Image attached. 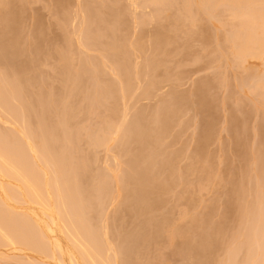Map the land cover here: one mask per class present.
Wrapping results in <instances>:
<instances>
[{"label": "rangeland", "instance_id": "rangeland-1", "mask_svg": "<svg viewBox=\"0 0 264 264\" xmlns=\"http://www.w3.org/2000/svg\"><path fill=\"white\" fill-rule=\"evenodd\" d=\"M159 1H156L158 3H155L154 0L151 1L150 0H108V1L106 0H13V2L15 3L14 4L11 0L10 3L7 4L8 9H10L11 11H13V9L16 10L15 11L16 13L14 11L13 12L15 13V15L17 14L18 18H16V21L14 20V22L16 23H13V21H8L9 24H7V21H5V25H7V27L4 36L8 34L9 37L11 35L10 33L13 34L14 32H17L19 29L18 36L19 35L20 36L16 43V46L19 48L17 49V51L16 50L14 51L16 52L14 53L16 55L14 54H12L13 56L11 55L12 59L10 58L11 56L10 57L7 56L14 63L10 62L9 64L8 61L9 59L7 57H6L7 59L5 58L4 61L2 62L0 61L1 63L0 71H6L7 68L8 69L10 68L8 66L11 64H14L16 67L18 65V68L16 70L19 71L21 75L20 78L21 82L23 81L21 84L25 88L28 87V90L26 88V91H24L25 89L24 88H23L24 90L21 89L22 86H20L21 87L20 89L22 90L20 91L22 93L27 92L26 94L23 93V95H25V99L29 102L28 107L32 105L30 108L31 109L33 108L35 110L34 111L33 109L32 110L30 109V111L33 112L32 114H34V117L32 114H31L32 116L30 117L26 116L28 118L25 117L26 119L25 118L24 119L28 121L27 123L25 122V124L30 126L32 125L34 126V128H36L35 125H38L37 124L38 122L40 125H43L44 127L46 126L45 128H48L47 126L50 125L51 127L49 126L48 129H50L52 133L57 130L59 131L61 129L59 132L61 133V135L63 134L62 135L63 136L62 139H63L65 136L64 133L67 135L68 133L66 132L67 131L69 132V130L67 129V131H65L64 133L62 132L68 127L63 129L65 123L62 124L60 122L59 116H61V114H59V112L61 111V108H65L67 109L66 111L69 110L71 111V112L69 111V117H70L69 120H70V124L71 122H73V124L71 125L68 124L70 125V127L73 125L75 126L77 125L76 127L79 128L78 125L82 124L81 128L82 127L83 129L88 128V130H90V132L92 133V134L90 132L88 133V130L84 131L83 129L79 128L80 130L87 132L88 134L87 133L85 134L83 132L85 134L84 135L81 131L82 134L80 133L78 134L80 136L82 135L83 136L82 137L79 136L78 140L75 138V140H77L76 143L75 141L74 142L69 141V143H67L68 142L67 139L69 138V136L67 138L65 136L67 142L64 141L65 138L64 140L60 141L59 136L61 135L56 134L57 136L59 135L58 138H56L57 137L56 135L55 137H53L54 135H52L53 138L52 139L49 137L51 136L50 132L49 133L47 132L49 134V136L47 135V138H49V140L51 139L52 141L54 140V138L56 140L59 139L58 141H60L61 144L64 141L62 146L58 141H56V143L59 144L61 148H64L62 151L65 155H67L66 151L67 152L69 151L68 153H70L71 151L76 149L78 145H80L79 146L80 148L78 147V149H80L79 151L81 153L80 155H78V153L76 152L78 150L73 151L74 153H76V155L74 154L70 157L71 161L73 160V157L75 158L76 156V159L81 158L80 159L81 163L80 164L79 162L78 164H75L76 162L73 163V166L74 164L76 166H74V171L71 175V178L68 181V187L61 186V189H63L61 198L63 199V201H65L61 210L58 211V214L61 217V222L62 223L64 222L63 224L61 223L60 225L62 229L57 234L54 231H51L52 233L53 232L54 233L52 234L51 232H49L51 234L49 235L53 237L56 236L57 239H59V241L65 248H68L69 246L71 247V245L73 247V244L69 243V239H65L67 238L65 237L66 232L65 234L63 233V231H65V229H63L64 228L63 226L65 225V223L66 224L69 223V222L67 223L68 220L66 221L64 217L66 218L65 214L70 215L71 211L73 210L72 208L75 209L78 204H80L81 207L84 204L85 209L84 208L82 209V211L84 210L83 212L81 211L79 205H78L79 207L75 209L78 212V209L80 208L79 210L82 212V214L76 212L78 215L77 218L79 219L78 222L80 226H82L83 228L89 227L88 232L86 230L88 236L82 233V235L84 234V239L85 240L89 239L88 242H91L92 241L91 237H93L92 239L95 240L94 241L95 244L93 246L97 248L95 250L96 251L98 250V254H100L99 252H101L100 254L101 256H103L102 255L103 252L104 255L106 253V256H108L107 255L108 253L109 256L111 254L110 256L111 260L114 261L115 264L117 263L122 264L124 262L123 258H127V256H130L129 259L131 260L132 257L135 255V253L133 256L131 255L133 254L134 249L135 251L136 250L139 251V253L141 252L140 254L138 253L139 255L138 254L135 255L138 256L136 259L135 256L133 257V259L137 261L135 262V264H141V263L142 264H155V263L156 264H192L195 262V260L196 262L194 264H249L253 261L251 260L252 257H254L253 259L256 258V253L253 249L256 248L257 244L255 245V243L261 242L258 243L261 246V247L259 246V248H264V236L258 237L259 234L258 236L257 234L253 235V233L258 230V229L253 230V228L257 226L261 227V225L264 223V214H262L261 208H260L261 213L259 212V207H258V203L260 200L259 198L264 197L263 196L264 195V97H263L264 88L262 87L263 86L262 83H261L262 86L260 85V87L257 84L264 81V77L262 78V81H260L261 77L264 75L263 73L264 66H262L264 63V62L262 63V61H264V59H262L264 58V54L260 55L258 53L259 54L258 55L256 53L255 55L256 56L258 55L256 57L255 55H253L255 51H252L254 52L252 54L253 57L251 56V54L249 55L248 53L249 49L252 50L256 43L254 44V46H252L253 45L252 43L251 44L252 47H249L248 49L246 47H243L245 44L243 43V39H242L241 40L242 45L239 46L238 39L240 37L242 38V35L245 34L243 33V31L246 32L248 30L247 26L250 18H248L249 13L247 14L245 13L247 17L246 16L241 17L243 15V13H241L240 14L241 16L239 15V17L237 18V19L245 18L242 23L241 22L239 23L241 27L240 28L241 36H239L240 34H238L239 31L237 30V26L239 28V25H237L238 23L236 24L234 22H239L240 20L237 21V19L234 18V16L235 17L238 16L235 14V13L238 14V12L235 10L236 12L233 13L234 9L232 8L234 7L232 5L235 4V2L232 3L233 1L230 2V0H228L230 3H232V5H229V2L228 3L225 2L226 0H223V2L221 0L222 3L219 0H214L213 3H210L212 0H209L210 2L209 1L208 2L211 4V6H209V3H207L206 8H202L205 1H203L204 3L197 2V4L194 1L195 4L199 7L191 8L189 6L191 2L190 4H188L186 1H185L186 3H184L183 2L184 0L181 2L180 0L179 1L172 0L171 2L169 0H164V2L163 0H161L160 1L161 3ZM256 1L257 2L261 1L260 3H263V7H264V1L262 0H255L254 2H252V5L253 3L256 4ZM104 2H106L107 4H105ZM176 2L178 3L183 2V4H187V8L185 9L186 10L188 9L193 13L188 11L187 14V11L185 12L184 9L183 12L182 7L186 5L181 6L180 4H178L177 6ZM246 3H249V1L244 2L243 4L245 5ZM195 4L193 6H195ZM91 5H94L93 9H91L92 8ZM179 5L181 6L180 7L181 9L179 8ZM249 5L247 4L245 6L246 8L245 7L242 8L241 6V8L244 9L242 12H244L245 9H247V6ZM254 5H253L254 8L253 17H256L257 22L259 21L258 23L255 21V23L258 26H255L256 25L255 23L253 24L255 27H257L255 28L256 31H254L257 40L256 38L254 39L255 42L257 41V43L259 42L260 44L261 41L259 40H261V37L264 36L263 35L264 33H262L263 36L259 37L260 35L259 32H261V30H263L264 28L263 27L260 30V27L264 25V21H261L262 18L260 19V11L262 8L259 9L258 11L257 9L260 4L257 5L258 7L256 5L255 7ZM11 6L13 7V9L11 8ZM237 6H240V4L239 5L237 4ZM237 6L235 7V9L240 10L241 8H238ZM124 7L126 10L124 9ZM207 7L210 8L208 9V11L210 12L206 10ZM260 7H262V4ZM110 8L111 11L113 9L112 12L110 11ZM127 8L129 9L127 10ZM200 8L205 10V12ZM90 9L93 11H91ZM249 9L247 10L249 11ZM17 10L18 12L21 13H18ZM255 10L258 11L259 15L258 14L257 15L259 16V18L257 17L256 15L257 11ZM263 10L261 11L262 16H264ZM118 12H120L121 14H119ZM140 12L142 14L144 13V16L141 15ZM201 13L202 14L205 13L203 14L204 16ZM111 14L112 15L115 14V16L112 17V22H114L112 24L110 22L112 16ZM184 14L185 17H183ZM208 14L210 17L208 16ZM116 15H118V17L114 20ZM121 15L122 17H124L123 20L125 22L121 20L122 19ZM119 16L121 18H119ZM128 16L131 18H128ZM125 17L127 18L125 19ZM189 17L192 19L190 20ZM201 17L202 19H204L205 23H203L204 21L202 22ZM208 17H209V21L208 20L206 21ZM253 17H251V20ZM234 19L235 21L233 22L232 20ZM117 22H119V24ZM175 22L176 23L178 22L180 24L177 23L178 24L177 26V24H174ZM189 22H191V24ZM3 23L4 22H0V25H2ZM231 23L234 24L232 25ZM243 23L245 25H241ZM10 24L12 26H10ZM15 25L17 26L19 25L18 26L19 28ZM13 26L15 27V29ZM115 28H117L118 30H116ZM161 28H163V30ZM242 28H246L247 30ZM250 29L253 30L254 28L253 29L250 28ZM119 30L122 32L121 34H119L120 33ZM158 30L159 33L157 32ZM154 32L155 33L157 32L156 34H159L161 36L164 35L162 41L160 40L162 42L161 46L159 43L160 41L153 42V39L156 36ZM247 33L250 32L247 31ZM117 34L119 36H117ZM233 34H235V36ZM84 35L86 36L83 37ZM100 35L101 38L100 37L99 38L102 40L98 38V36ZM246 35L247 34H245L244 36L245 37L244 40L248 38L250 42H252L253 40L251 41V39L254 35L253 36L250 35L251 36L250 38L249 36L246 37ZM80 36H82V38H80ZM225 36L226 37L228 36L233 41L237 38L236 43H238V46H236L237 44H234L236 47L234 46L235 48H232L233 43H235L236 40L234 42L231 40L233 42L232 44L228 43V41L230 40L227 41L223 40V37L225 38ZM119 37L121 40L120 42L118 40ZM138 38L139 41L143 43V45L138 41ZM140 38L142 41L140 40ZM166 38L169 39L167 41V43L169 42L168 44L166 43L167 40ZM116 41L117 43H115ZM164 41H165V46H164ZM108 42H110V45ZM226 42L228 45L225 44ZM138 43L141 44V46ZM263 43L264 40L262 44H260L261 46L257 44V47L258 48L259 46L264 47ZM117 44L119 45L118 46L119 50L117 49V53H114V51H111L110 48L113 45L117 47ZM237 47L239 48V50H243V48H246V50H248V52L245 51L246 55L248 53L250 57L246 56L245 54H244L245 57L240 55L238 56L234 55L237 53L232 52V50L235 51ZM257 47L255 46V48ZM120 49H122L124 52H121ZM262 49L263 48L261 49L259 48L257 49V51L260 52V50L262 51ZM239 50L238 53L240 52ZM242 52H240L241 55ZM262 52H264V49ZM118 54H120L121 56ZM116 56L119 57L118 58L119 60H117ZM113 58H115L116 60ZM67 59L70 60L67 61ZM85 61L87 63L89 62V64L92 67L90 65H87ZM118 61L119 63H122L123 61L125 64L122 63L119 66V63H117ZM67 62L70 63V65L68 66H70L71 68H67L68 66L65 65ZM95 62L100 64V66L97 67L98 65ZM126 62L128 68H126L127 67ZM95 64H96L95 66L96 72H93L95 71V69H93ZM123 64L126 67L123 66ZM259 64H261V66H259ZM117 65L121 69L124 67L125 71L122 69L123 71L121 70L122 72H120L119 71L120 69L118 68ZM86 66L87 67L90 66V67L87 68ZM254 66H257V69L259 67V71L257 70L256 72H253V70L251 69H254L255 71L256 68H252ZM30 67H35L36 69L32 68V71H30L31 70ZM130 67L132 68V70H130L131 69ZM99 68L102 69L100 70ZM21 69L23 73L21 72ZM64 69L73 70L72 71L73 76L72 77L70 76L71 79L68 75L67 80H65L66 77L64 78V76H66L67 70H65L66 73H64ZM23 70L29 71L28 72L29 75H26L28 73L24 72ZM260 71L261 73L258 77V72ZM78 72H81L82 74ZM24 73L26 74L24 75ZM253 73L257 74L255 75L256 77L253 76ZM79 74L82 76H80ZM84 78H86V80L88 79L92 80L91 82L93 84L92 83L90 84L89 80H88L89 82L87 81V83L83 84V82H86ZM74 79L76 81H74ZM77 80L80 83H77L78 82ZM80 80H82V82ZM23 83L24 84L27 83V86L24 85ZM84 85L89 90H87L84 87ZM107 86H109L108 87L109 92L108 90H105V87L107 89ZM98 90H100V92H98ZM102 90L104 91L102 92ZM114 90L115 93L113 95L112 92ZM92 91H94L95 93ZM104 92L106 93L102 94ZM51 93L54 95V98L56 97L55 98L56 100L53 98V95ZM84 93L85 94L88 93L89 95L92 93V95H90V98L87 99L88 98L87 96L89 95L86 94L87 95L86 96ZM27 94L29 96H26ZM97 94L98 96H96ZM95 96L97 97L96 100H95ZM62 97H65L63 98L64 101L61 99ZM58 100L59 101L62 100V102L64 103H61ZM87 101L88 102L92 101L94 103V106H96V108L94 107V109H92L93 103L90 102L89 104ZM32 102H34V105L33 104L30 105V103ZM46 103L48 104V106L47 105L44 106ZM39 104L42 105L41 108L38 109V107H40ZM60 104H64V105L67 104V105L63 107L64 105L62 106ZM173 104L176 105L178 104L177 105L178 107L180 106L179 108H177L178 111L176 109L177 106L175 107V105ZM50 105L52 106L49 107ZM67 106H69L70 108L69 107L66 108ZM48 108H51V110L53 111H51ZM114 108H117L118 110L117 111L118 113L116 112L115 115L113 114L115 113L113 111ZM40 109L41 112L43 110L42 113L44 114V116L42 114L39 115V113H41ZM172 109L174 111H172ZM36 110H39L38 113H36L37 112ZM167 111L168 112L172 111V112L167 114ZM1 113L2 112L0 110V117L1 119H3V113L2 114ZM172 113L174 114V117L171 116ZM57 114H59V116ZM45 115H47V117ZM71 115H73V118ZM122 115L123 116L125 115V117H123ZM103 117L106 118V120ZM138 117H140L141 122ZM29 118L30 119L32 118V120H30ZM142 119H146V120L142 121ZM34 120L38 122L36 123ZM124 120H125L124 124L128 123L127 125L125 126L123 125V127L122 125L121 126L119 125L120 128L116 126L117 123L121 124ZM130 120L133 123L136 121L134 123L135 126L139 125L138 128L136 127L139 130L137 129L135 130L136 133L138 131V134L140 131L139 138L135 137L137 134L133 136L134 133L132 134L130 133L131 129L130 130L128 129ZM32 121L35 122V124L31 123ZM8 122L9 121L4 123L2 122V127H4L5 130L6 127H9L10 125L12 126L19 125L18 123L13 125L12 124L13 122L11 121H10L11 124L10 123L8 124ZM28 122L31 124H29ZM77 122H79L80 124H77ZM98 122H100V124ZM137 122L139 124H136ZM60 123L62 124L63 127L61 126ZM103 123L106 124L105 127ZM133 123L131 124L134 126ZM54 124H56L57 126ZM113 124H115L114 126H116V128H119L118 129L119 131L118 130L115 131L116 128L114 129L113 127H111L113 126ZM91 125L95 128L94 129L93 127H91L94 130L90 128ZM12 126H10V128L7 129L8 130L11 129ZM43 126H41V129L43 128ZM2 127L0 126V129ZM38 127H37L38 130L37 129L36 130L37 132L38 131L40 132L41 129L39 130ZM108 127L110 128L108 129ZM105 128H106L105 133L112 132L113 130L112 133L113 137L111 133H109L110 136L108 137L105 135L108 142L107 140L102 139L104 140L103 143H105L106 146L102 143V140H100L101 136L104 135V132H102V130L105 131ZM4 129H1V131H3ZM11 130L14 131L15 129H11ZM80 130H78V132H80ZM141 130L143 131L141 132ZM159 131L163 132L162 135L161 133H159L161 136H159L158 134ZM14 132H15L14 134L18 135L16 131ZM125 135L127 138L125 137ZM92 137L95 138L92 140ZM109 137H111L112 139L115 137L116 139L114 138V140L112 141V139ZM132 139H135L137 141V144L135 140H133V142H135L133 143L131 141ZM142 139L143 141H141ZM70 142H72L73 145ZM110 142L112 143L110 144ZM68 144L70 145V147L71 146L72 147L70 148ZM109 145L111 146L109 147ZM102 146L105 148H103ZM200 146L202 147V149H200L201 148ZM136 148L138 151L135 150ZM152 148H154V150H152ZM68 149H70L71 151ZM131 150L132 151L134 150L135 153L130 152ZM162 150L165 153V155L162 154L163 153L161 152ZM167 152H169L168 153L169 156H173L175 154L177 156L175 155L174 159L171 162V164L174 166H168V168L165 169V166L162 167L163 165H159L158 162L161 159L165 158V156L169 157L166 154ZM131 153H133V155H131ZM134 154H136L135 157H133ZM143 154L145 155L141 157V155ZM195 154H196V158H195ZM198 155L200 156L198 157ZM148 156L149 157L154 156V157L150 159L148 158ZM136 157H139L140 160L144 161V163L148 162V164H146V167L145 165H143L144 168H142V165L141 166L138 165L140 166V170L142 168V171L138 169L139 167L137 165H135L136 167L133 165V168L132 166L130 167V164L133 163V162L130 163V161H132L133 159L134 160L139 159ZM144 159L150 160V163L149 161H145ZM143 161L142 164H144ZM34 165H38V166H34ZM43 166L44 164L42 163L41 166V162L40 164H36V163L33 164V167L35 168L36 167L43 168ZM76 167L77 170L75 169ZM78 167L81 168L78 169ZM112 168L116 172L115 178L112 177L111 175L110 170H112ZM163 168L165 169V171H163ZM81 169L83 170V172L81 171ZM150 169L153 170L151 171ZM106 170H109L110 172ZM136 171H138V173ZM139 171L142 173L144 172V174L146 173L147 176L145 177L146 179L143 178L144 181L143 179L141 180L140 178H139L140 180L135 179L136 176L140 174ZM168 171L170 174L168 173ZM205 171H207V174ZM154 172H155L154 174L155 176L162 175L160 177H163L164 175H166V173L170 175L169 181L171 180V182L168 183L170 189H168V191H165L164 194H161V198L160 197L158 198L154 194H153L154 196L151 194L152 197L154 198H152L150 194H149L150 196H147L148 194L145 196L144 192L142 190H141L142 192L140 191L141 183L148 184L149 183L148 176L152 177ZM99 173H101L102 175ZM26 175L28 176L27 173ZM49 175L51 176V173H49ZM202 176L204 177L202 178ZM6 178L2 180L4 181L6 180ZM111 178L112 180H110ZM8 179H12V178H7V181H5V183L7 182L9 185H11L12 183L13 187L15 185H18L19 183H22L21 181L20 182L17 181L18 184L13 183L12 181L14 180V178L12 179V181ZM102 179H104L103 180L104 182L102 181ZM114 179L115 181H113ZM138 180L140 182L137 183ZM74 183L77 184L78 189L82 190L81 193L77 196L79 199L75 197L77 198V201L75 198H73L74 201L72 199H69L71 196L67 195L68 192L65 193V191H68V189L70 190L71 188H75V187L77 188V186ZM104 183L106 185H104ZM136 183L138 184V186ZM8 184H6V186ZM83 184L85 185L83 186ZM113 184L116 186L112 187L114 186ZM20 185L22 186L23 184ZM110 185L111 188L108 187ZM116 187L117 188L120 187L121 189H123V190H119L120 193L117 196L120 197L121 199L120 200L118 198L119 201L116 200L117 198L116 195H114L115 196L114 197L115 201H114V199H111V196H106L107 193L104 194L105 189L109 188L110 190L111 189L115 190L117 189ZM91 188H93V190L95 191H92ZM86 189L88 192L85 191ZM179 193L180 195H178ZM176 195L179 199L176 198ZM103 197H105V200H103ZM97 198L99 200H97ZM107 198L110 202L107 200ZM17 199L14 200L10 199L11 200V201L9 200L10 202L7 201V206L11 207L13 205V207L15 208L17 207V211H18V209H20L19 206L25 205V207L21 206V210L24 209L23 212L20 210L19 211L22 213H24V211L29 212L27 209L28 204L22 203L19 205V203L23 201H21V198L18 200ZM152 199L153 200L155 199V201L158 202L156 203ZM6 200H8V198ZM15 200H17L16 202L19 201L18 204L15 203ZM12 201L15 204H12ZM70 201L73 204L74 203L77 204L79 201L80 202L77 205L76 204L73 205ZM105 201L106 203H108L107 206L106 203H104ZM112 201H114V203L117 201L114 204V206ZM86 202L89 205L86 206L85 205L87 204ZM1 205L3 207L2 210L4 211L5 209V211H7V214L5 213V211L3 213L6 215L10 214L11 211L9 212L8 210L9 208H7L5 204H1ZM236 205L238 206L235 207ZM31 206L33 208H31ZM143 207L145 208L143 209ZM29 209L35 210L37 209V205L29 204ZM66 210L68 211L66 212ZM14 211L15 210H13L12 213H14ZM17 211H15V213ZM19 211L18 213H20ZM112 217L114 218V220L112 219ZM145 218L146 221H144ZM150 218H152L153 221H151L152 219ZM194 219L195 220L197 219L194 222H199V224L195 223L196 226L198 227H196L195 224H192L193 222H191V220ZM81 220H83L82 223H80ZM84 221L86 222V224ZM166 221L167 223H165ZM141 222L145 224H147L146 222L148 223L152 222V223H149L150 224L149 228L146 229L142 227L144 226V224H141ZM83 223L84 225H82ZM93 224H95V226ZM151 224H153L154 226ZM139 225L142 226L140 227ZM172 225L174 227H172ZM96 226H98V228ZM146 226L147 225H145V227ZM20 227L18 226L17 229L18 230L21 229ZM93 227L96 230L93 229ZM100 227L101 229H99ZM139 227L142 229H140ZM158 227H160L162 232L164 231V233H161V236L164 238L163 240L161 239L162 242L160 241V238H162L161 236L160 238H157L158 233L160 231ZM28 228L30 227L24 228L25 230L24 229L23 230L26 231V229ZM83 228H82V232L84 231ZM175 228L177 229L179 228L180 230L179 229L177 230ZM199 228H202V231H199L200 230ZM32 229L33 228L27 230L26 232L27 237L24 234L25 232L24 233L21 232L23 230H19L21 233L19 232L18 234L21 236L24 234L25 238L22 236L24 239H22V237L20 238L19 236H17L19 239H22L24 242L27 241V243H29L26 244H27V248L31 247L30 248L31 251H28L29 248L26 249L23 246L21 247V245L25 246V244L22 242H18L19 239H17L16 236L14 237L15 239L14 243L17 240L15 244L8 243L6 246L4 242L0 241L1 244L0 246L2 247V248L0 247V257H3V259H0V264H5L7 263V261L9 264H61V262L59 261L57 262L54 261L55 259L52 257L51 258L54 260H52L51 258L49 259L50 255H52L51 251L49 250L46 251L45 253L43 251L44 254L42 256L39 255L40 253L35 252L36 249L39 250V248L35 249L36 244L30 242L31 238L32 239L37 238L35 234L33 237L30 235ZM143 229L144 230L146 229V232L147 230H149L148 231L149 235L154 233L155 230L156 232L153 234L154 235L153 237L151 236L152 238L150 237V240L148 239L149 240L148 244H146L145 242L144 243L140 242V244L143 243L142 244L143 246L140 247L139 245L136 244V240L139 244V239H137L136 237L139 238L141 233L137 232L136 230L140 231ZM262 229L264 231V228ZM262 229L260 228V230ZM30 230L31 232L28 234V231ZM174 230L180 231L183 234L185 233V236H187V241L189 239L188 236H190V242H194V244L196 242L199 243V245H197L199 248L195 246L190 250L188 249L189 253H187L188 250L185 251V249L179 243V240L177 241L175 238H170L171 233L172 232L174 233ZM107 231L109 232L107 233ZM135 233H137L138 235L136 234L135 237H133V234ZM201 234L202 237L200 236L199 239V235ZM85 235L87 238H85ZM250 235H253L254 237L256 235L259 241H255V239L257 240L256 237L255 239L250 238ZM262 235H264V232L262 233ZM97 236L98 238H96ZM100 240L103 243H101ZM97 241H100L101 244H99V242ZM111 241H113V243H111ZM165 243L167 244V246ZM3 244L6 246L4 247L5 249H3L2 246ZM96 244L98 245L96 246ZM101 246H103L104 248L103 247L101 248ZM99 248L103 252L100 251ZM142 249L143 250L146 249V251H143ZM23 250H25V252ZM255 250L257 254L260 253L258 252L257 249ZM76 251L77 250H74V252ZM126 251H128V253H126L127 255L125 254ZM130 251L132 253H130ZM263 251L261 252V257L264 254ZM251 252L252 254L255 253L254 254L255 256L250 255ZM76 253L75 255L76 256L78 255L77 256L78 258L79 254ZM79 253L81 254L83 252L79 251ZM112 255H114V257H112ZM188 255L190 256V258L188 257ZM249 255L251 256V259L249 258ZM82 256L80 257L81 259L80 263L82 262L83 264H85V258L84 256L83 257ZM258 256L259 258L257 257L258 260L256 262H258L259 259L261 260L260 255ZM115 259L118 260L116 261ZM129 261H126L125 263ZM144 261L146 263H144ZM131 262L134 261H130V264ZM252 264L254 263L252 262Z\"/></svg>", "mask_w": 264, "mask_h": 264}, {"label": "bare ground", "instance_id": "bare-ground-1", "mask_svg": "<svg viewBox=\"0 0 264 264\" xmlns=\"http://www.w3.org/2000/svg\"><path fill=\"white\" fill-rule=\"evenodd\" d=\"M10 1L11 0H0V22H4L2 25H0V61L2 62V61H4L5 60V58L7 57V56H11L12 54H14V53H16V52H14L15 50L17 51V49L19 48V47H17L16 46V43H17V40H18V38H19V36H18V32H19V29H18V31L17 32H14L13 34L12 33H10L11 35L8 37V34L6 35V36H4L5 35V30H6V27H7V25H5V21H7V24H9L8 23V21H13V23H16V22H14V20L16 21V18H18L17 17V14L15 15V11L16 10H14L13 9V5L11 6V8L13 9V11L15 12H13V11H11L10 9H8V3H10ZM106 1H108V0H106ZM151 1V0H150ZM156 1H159V0H156ZM155 0H154V2L155 3H158V2H156ZM161 1V0H160ZM159 1V2H160ZM170 2L172 1V0H169ZM179 1V0H178ZM181 1H183V0H180V2ZM188 3V4H190V2H191V4L189 5L191 8H193V7H199V6H197L196 4H197V2H203V1H205V5L203 4V7L202 8H206V4L207 3H209L210 1L209 0H184L183 2L184 3H186V2ZM196 2V4H195V2ZM207 1V2H206ZM209 1V2H208ZM220 2H221V0H219ZM231 1H233L232 3H234L235 2V4H233L232 5V3H230ZM247 1H249V3H246L245 5L243 4L244 2H247ZM255 0H230V2L228 1V0H226L225 2H229V5H232V6H234V7H232L234 10H233V13L234 12H238V14L237 13H235L236 15H238L237 17H235L234 16V18H238L239 17V15L241 14V13H243V15L241 16V17H245L246 16V14L247 13H249L248 15V18H250L249 19V22H248V26H250V27H248L247 26V28H248V30L246 29V28H242V29H246L247 31H249L250 33H251V31H252V33L250 34V33H247V31L246 32H244L243 31V33H245V34H247L246 35V37L247 36H249V38L251 37L250 35H254L255 36V34H254V31H256V29L255 28H257V27H255V26H258L256 23H255V21H256V17H253V12H254V8H253V5L255 4V3H253V5H252V2H254ZM262 1H264V0H262ZM12 2H13V0H12ZM102 2V1H101ZM148 2V1H147ZM163 2H164V0H163ZM175 2V1H174ZM178 3V2H176L177 3V6H178V4H180L181 6L182 5H186V6H183L182 7V11H183V9H184V11L186 12L187 11V14H188V11L189 12H192V11H190V10H186L185 8H187V4H183V2L182 3ZM193 2H194V4H195V6H193L194 4H193ZM214 2V0H212L210 3H213ZM222 2H223V0H222ZM221 2V3H222ZM261 1H256V6L258 5V4H260L259 5V7L261 6V4H262V7H258V11H259V9H261V11L264 9V7H263V3H260ZM14 3V2H13ZM105 4H107L106 2H104ZM103 3V4H104ZM112 3V2H111ZM155 3H154V5H155ZM161 3V2H160ZM159 3V4H160ZM209 3V6H211V4ZM15 4V3H14ZM92 4V3H91ZM102 4V3H101ZM110 4V3H109ZM117 4H119V3H117ZM143 4H145V3H143ZM152 4V3H151ZM237 4L239 5L240 4V6H237ZM249 5V6H247V9H249V7H250V9H249V11L247 10V9H245V11L244 12H242L244 9H242L243 7H245L246 5ZM10 5V4H9ZM153 5V4H152ZM179 5V8L181 7ZM198 5H199V3H198ZM254 5V6H255ZM92 6V8L91 9H93V6L94 5H91ZM90 6V7H91ZM129 6V5H128ZM202 6V5H201ZM205 6V7H204ZM214 6V5H213ZM238 7V8H241V6H242V10L240 9V10H237V9H235V7ZM255 6V7H256ZM10 7V6H9ZM100 7V6H99ZM110 7V6H109ZM123 7V6H122ZM125 7H127V6H125ZM125 7H124V9H125ZM143 7V6H142ZM230 7V6H229ZM252 7V8H251ZM113 8V7H112ZM130 8V7H129ZM129 8H127V10L129 9ZM153 8V7H152ZM178 8V9H179ZM190 8V9H191ZM202 8H200V9H202ZM231 8V7H230ZM246 8V7H245ZM17 9V8H16ZM19 9V8H18ZM90 9V10H91ZM131 9V8H130ZM143 9V8H142ZM160 9V8H159ZM164 9V8H163ZM167 9V8H166ZM181 9V8H180ZM208 9H210L209 7H207V11H208ZM121 10H123V9H121ZM126 10V9H125ZM150 10V9H149ZM155 10V9H154ZM168 10V9H167ZM199 10V9H198ZM203 10V9H202ZM213 10H214V8H213ZM236 10V11H235ZM247 10V11H246ZM257 10H255V11H257ZM20 11V10H19ZM91 11H93V10H91ZM110 11H111V8H110ZM112 11H113V9H112ZM111 11V12H112ZM115 11V10H114ZM144 11H145V9H144ZM152 11V10H151ZM150 11V12H151ZM183 11V12H184ZM194 11V10H193ZM201 11V10H200ZM204 12H205V10H203ZM202 11V12H203ZM206 11V12H207ZM239 11H240V13H239ZM258 11L256 12V15L258 14L259 15V13H258ZM260 11V19H261V21H264V16H262L261 14H262V12ZM17 12H18V10H17ZM121 12V11H120ZM120 12H118L119 14H121ZM161 12V11H160ZM208 12H210V11H208ZM215 12V11H214ZM263 12H264V10H263ZM18 13H21V12H18ZM92 13V12H91ZM90 13V14H91ZM117 13V14H118ZM130 13V12H129ZM141 13V12H140ZM163 13V12H162ZM193 13V12H192ZM220 13V12H219ZM246 13V14H245ZM252 14V16H251V14ZM84 14V13H83ZM116 14V13H115ZM115 14H111L112 16H111V24L112 23H114V22H112V17L113 16H115ZM118 14V15H119ZM136 14V13H135ZM195 14V13H194ZM202 14V13H201ZM203 14H205V13H203ZM202 14V15H203ZM210 14V13H209ZM209 14H208V16H209ZM245 14V15H244ZM16 17H15V16ZM20 15V14H19ZM118 15H116V17L114 18V20L118 17ZM126 15V14H125ZM141 15H143L144 16V13L142 14L141 13ZM234 15V14H233ZM232 15V16H233ZM257 15V17L259 18V16ZM123 16H124V14H123ZM127 16V15H126ZM133 16V15H132ZM142 16V17H143ZM154 16V15H153ZM193 16V15H192ZM204 16V15H203ZM215 16V15H214ZM217 16V15H216ZM218 16H219V14H218ZM222 16V15H221ZM253 17V18H255V19H253L252 18V20H251V17ZM92 17V16H91ZM121 17H122V15H121ZM120 16H119V18H121ZM147 17H149V16H147ZM183 17H185V14H184V16ZM195 17V16H194ZM210 17V16H209ZM209 17H208V19H206V21L208 20L209 21ZM223 17V16H222ZM222 17H220V18H222ZM247 17V16H246ZM127 17H125V19H126ZM128 18H131V17H129L128 16ZM175 18V17H174ZM176 18H178V17H176ZM188 18V17H187ZM190 18V17H189ZM212 18V17H211ZM257 18V19H258ZM124 19V17H122V19L121 20H123ZM145 19H146V17H145ZM150 19V18H149ZM152 19V18H151ZM180 19V18H179ZM184 19V18H183ZM192 18H190V20H191ZM245 19V18H244ZM244 19H237V21H239V22H234L235 21V19L234 20H232L234 23H238L237 25H239V28H238V26H237V30L239 31H237L238 32V34H240V22L242 23L243 22V20ZM18 20V19H17ZM94 20H96V19H94ZM189 20V21H190ZM194 20V19H193ZM199 20H200V18H199ZM201 20H202V22L204 21V19H202V17H201ZM211 20V19H210ZM217 20V19H216ZM215 20V21H216ZM242 20V21H241ZM253 20H254V22H253ZM109 21V20H108ZM124 21V20H123ZM183 21V20H182ZM188 21V20H187ZM195 21V20H194ZM218 21H220V20H218ZM221 21H222V19H221ZM253 23H252V22ZM110 22H108V23H110ZM120 22V21H119ZM119 22H117L118 24H119ZM125 22V21H124ZM127 22V21H126ZM147 22H149V21H147ZM197 22H200V21H197ZM201 22V23H202ZM257 22V21H256ZM259 22V21H258ZM257 22V23H258ZM19 23V22H18ZM17 23V24H18ZM108 23H106V24H108ZM116 23V24H117ZM121 23V22H120ZM128 23V22H127ZM178 23V22H177ZM176 22L174 23V24H177ZM183 23V22H182ZM185 23V22H184ZM190 24H191V22H189ZM195 23V22H194ZM194 23H192V24H194ZM203 23H205V21L203 22ZM233 23V24H234ZM245 23V22H244ZM241 24V25H245V24ZM256 24L255 26L253 25V24ZM263 23V22H262ZM139 24V23H138ZM178 24H180V23H178ZM178 24H177V26H178ZM217 24V23H216ZM232 24V23H231ZM232 24V25H233ZM260 24V23H259ZM247 25V24H246ZM251 25H252V27H251ZM10 26H12L11 24H10ZM9 26V27H10ZM15 26H17V25H15ZM19 26V25H18ZM17 26V27H18ZM117 26V25H116ZM119 26V25H118ZM176 26V25H175ZM236 26V25H235ZM254 26V27H253ZM262 26V25H261ZM14 27V26H13ZM12 27V28H13ZM21 27V26H20ZM242 27H244V26H242ZM264 27V25L262 26V27H260V30H261V28H263ZM11 28V29H12ZM19 28V27H18ZM128 28V27H127ZM236 28V27H235ZM250 28H254L253 30H251ZM10 29V28H9ZM14 29H15V27H14ZM116 30H118L117 28H115ZM121 29V28H120ZM142 29V28H141ZM162 30H163V28H161ZM251 31H250V30ZM17 30V29H16ZM143 30V29H142ZM13 31V30H12ZM120 31V30H119ZM119 31H118V33H119ZM123 31V30H122ZM207 31V30H206ZM236 31V30H235ZM262 31H264V28H263V30H261V32H259L260 33V35H259V37H261V36H263L262 35V33H264V32H262ZM117 32V31H116ZM138 32V31H137ZM158 33H159V30L157 31ZM156 32V33H157ZM236 32V33H237ZM114 33V32H113ZM122 32L120 31V33L119 34H121ZM126 33V32H125ZM124 33V34H125ZM155 32H154V34H156ZM235 33V34H236ZM84 34V33H83ZM235 34H233L234 36H235ZM245 34H243L242 35V38L239 40L238 39V43H239V46L240 45H242V42H241V40L243 39V43L246 45H244L243 47H246V48H248L249 49V47H252V46H254V44H255V46L257 47V44H259V42L257 43V41L255 42V39L254 38H256V36L254 37H252V39H251V41L252 42H250V40L248 39H246V40H244L245 39ZM79 35V34H78ZM115 35V34H114ZM228 35V34H227ZM232 35V34H231ZM86 35H84L83 37H85ZM117 36H119L118 34H117ZM164 36V35H163ZM163 36H161V35H159V34H156V36L154 37V39H153V42H158V41H162V39H163ZM239 36H241V34L239 35ZM101 38V35L100 36H98V38ZM228 37V36H227ZM226 36H225V38L223 37V40L225 41H227V40H232V39H230L229 37L227 38ZM231 37V36H230ZM80 38H82V36H80ZM99 38V39H100ZM102 38H103V36H102ZM168 38V37H167ZM166 38V39H167ZM227 38V39H226ZM165 39V40H166ZM260 39V38H259ZM100 40H102V39H100ZM104 40V39H103ZM117 40V39H116ZM119 42L121 41L120 40V37H119ZM140 40H141V38H140ZM169 39H167L166 40V43H167V41H168ZM236 40V41H235ZM234 41H235V43H233L232 41L230 42V41H228V43H233V47L232 48H235L236 46H238V43H236L237 42V38L235 39ZM256 40H257V38H256ZM263 40H264V36L263 37H261V40H259V41H261V43L260 44H262V42H263ZM98 41V40H97ZM112 41H113V39H112ZM138 41H139V38H138ZM142 41V40H141ZM159 42L160 43V46H161V43L162 42ZM245 41V42H244ZM100 42V41H99ZM102 42V41H101ZM104 42V41H103ZM111 42V41H110ZM110 42H108L109 43V45H110ZM140 42V41H139ZM241 42V43H240ZM249 42H250V44H249ZM112 43V42H111ZM115 43H117V41L115 42ZM141 43V42H140ZM169 43V42H168ZM167 43V44H168ZM253 43V45L251 46V44ZM98 44V43H97ZM119 44V43H118ZM117 44V47H115L114 45L113 46H111V51H114V53H117V49H118V46L120 45H118ZM139 44V43H138ZM142 45H143V43H141ZM141 44H139L140 46H141ZM155 44V43H154ZM166 44V45H167ZM225 44H227V42L225 43ZM224 44V45H225ZM234 44H237L236 46L234 45ZM249 44V45H248ZM259 44V45H260ZM18 45V44H17ZM68 45V44H67ZM108 45V46H109ZM122 45H123V42H122ZM157 45H159V44H157ZM163 45V44H162ZM228 45V44H227ZM263 45H264V43H263ZM72 46V45H71ZM164 46H165V41H164ZM232 46V45H231ZM235 46V47H234ZM255 46L253 47V49L255 48ZM261 46V45H260ZM259 46V48L261 49V48H263L264 49V47L262 46V47H260ZM68 47V46H67ZM72 48V47H71ZM121 48V47H120ZM123 48V47H122ZM125 48V47H124ZM140 48V47H139ZM158 48V47H157ZM246 48H243V50H239V48L237 47L236 49H235V51L234 50H232V52H234V53H237V54H234V55H236V56H238V55H240V56H244V54L246 55V52L245 51H247L248 52V50H246ZM258 47L257 48H255L254 50L252 49V50H250L249 49V55L251 54V56H252V54L254 53V52H252V51H255V53L253 54V55H255L256 53L258 54H260V55H263L264 54V52H262L263 51V49H262V51L260 50V52H258L257 51V49H259ZM240 49H241V47H240ZM119 50V49H118ZM238 50L240 51V52H242V51H244V52H242V55H241V53L239 52L238 53ZM70 51V50H69ZM120 51L121 52H124L122 49H120ZM156 51V50H155ZM257 51V52H256ZM67 52H68V50H67ZM119 52V51H118ZM154 52V51H153ZM262 52V53H261ZM109 53V52H108ZM113 53V54H114ZM120 53V52H119ZM248 53H247V55L246 56H249L248 55ZM233 54V53H232ZM258 54V55H259ZM14 55H16V54H14ZM70 55V54H69ZM117 55V54H116ZM118 55H120V54H118ZM257 55V56H258ZM13 56V55H12ZM12 56L10 57L11 59H12ZM121 56V55H120ZM256 56V55H255ZM254 56V57H255ZM256 56V57H257ZM9 57H7L8 59H9ZM113 57H115V56H113ZM117 57V56H116ZM245 57V56H244ZM250 57V56H249ZM253 57V56H252ZM6 58V59H7ZM14 58V57H13ZM119 57H117V60H119L118 59ZM261 58V57H260ZM260 58H259V60H260ZM11 59H9L8 61H9V64H10V62H12V63H14L13 61H11ZM65 59H66V57H65ZM84 59V58H83ZM113 59H115V58H113ZM146 59V58H145ZM251 59V58H250ZM254 59V58H253ZM262 59H264V58H262ZM68 60H70V59H67V61ZM86 60V59H85ZM105 60V59H104ZM116 60V59H115ZM147 61V60H146ZM86 62V61H85ZM101 62V61H100ZM99 62V63H100ZM150 62V61H149ZM148 62V63H149ZM264 61H262V63H263ZM68 63V62H67ZM65 64V65H70V63H68V64ZM83 63H84V60H83ZM83 63H82V65H83ZM87 63V62H86ZM96 63V62H95ZM117 63H119V61L117 62ZM122 63H124L123 61H122ZM122 63H119V66H120V64H122ZM145 63V62H144ZM1 64V63H0ZM37 64V63H36ZM91 64H93V63H91ZM98 66L97 67H99L100 66V64H98V63H96ZM96 64L94 65V68L93 69H95V66H96ZM103 64H104V62H103ZM125 64V63H124ZM123 64V66H125ZM156 64V63H155ZM2 65H4V64H2ZM17 65V64H16ZM87 65H90L89 64V62L87 63ZM137 65V64H136ZM149 65V64H148ZM148 65H146V66H148ZM34 66V65H33ZM37 66V65H36ZM81 66V65H80ZM91 66V65H90ZM89 66V67H90ZM103 66V65H102ZM118 66V65H117ZM118 66V68L120 69L119 71L120 72H122L123 70H124V67L121 69L120 67ZM127 66V67H126ZM126 68H128V65H127V62H126ZM135 66V65H134ZM258 66V65H257ZM257 66H254V67H252V68H256L255 69V71H254V69H251V70H253V72H256L257 70L259 71V67H258V69H257ZM259 66H261V64H259ZM262 66H264V63H263V65ZM8 67H10L9 69L7 68V70L6 71H0V110H1V112L3 113V119H1V117H0V126L2 127V122L4 123V122H7V121H9L8 122V124L10 123V121L11 122H13L12 124L13 125H15V124H19L20 125V127H19V125H15V126H12V125H10V126H12L11 127V129H15L14 131H16L17 132V134L18 135H16V134H14L15 132L13 131V130H11V129H7V128H10V126L9 125H7V126H9V127H6V130L4 129V127H2L1 129H4L3 131H1V129H0V205L1 204H5L6 206H7V201H9L10 199L11 200H14V199H20L21 198V201H23V202H21V203H19V205L20 204H24V203H26V204H28V211L29 212H25L24 211V213H22L23 212V207H25V205L23 206V205H21V206H23L22 207V209L23 210H21V206H19L20 207V209H18V211L20 210V211H22V212H20V213H18V211H17V207L15 208V207H13V205L11 206V203H10V206L12 207H9V206H7V208H9L8 210H9V212H10V214H8V215H6L7 214V211H5V209H4V211H5V213L6 214H4L3 212V210H2V205H1V209H0V241L1 242H4L5 244H6V246H7V244L9 243V244H13L14 243V237L16 236H19L20 238L23 236L24 237V234H25V236L27 237V230L28 229H30V228H33L32 229V232H31V230L30 231H28V234L31 232V236L33 237L34 236V234L36 235V237L37 238H31L30 239V242H32V243H35L36 245V247H35V249L36 248H39V250H37L36 249V253H40L39 255H43L46 251H51V254L52 255H50V257H49V259L52 257V258H54V259H52V260H54V261H59V262H61V264H81L80 263V261H81V259H80V257L83 255L84 256V258H85V264H115V262L114 261H112L111 260V254H110V256H109V253L107 254L108 256H106V253H105V255H104V252L102 251V250H100V248H99V250L100 251H102L103 252V256H101L100 254H101V252H99L100 254H98V250L96 251L95 249H97L95 246H93L95 243H94V241L95 240H93L92 238L93 237H91V240L93 241H91V242H88L89 241V239L88 240H85L84 239V234H86L87 235V232H88V230H89V227L88 228H83L82 226H80V224H79V222H78V215H77V213H81L82 214V212L84 211H82V209L84 208V204L82 205V207L80 206V204H78L79 206H80V208H81V211L78 209V212H77V210H75L77 207H79L76 203H74V204H76L77 205V207L74 209V208H72L73 210L71 211V214L70 215H66L65 214V216H66V218L64 217V219H66V221H67V223L68 224H66L65 223V225L63 226L64 228L63 229H65V231H63V233L65 234V232H66V236L65 237H67V238H65V239H69V243H72L73 244V247H72V245H71V247L69 246L68 248H65L62 244H61V242L59 241V239H57V237L55 236V237H53V236H50L51 234L49 233V232H51V231H54L56 234L57 233H59L60 231H61V217H60V215L58 214V211H60L61 210V208H62V206L64 205V202L65 201H63V199L61 198L62 197V193H63V189H61V186H67L68 187V181H69V179L71 178V175H72V173H73V171H74V166H76L75 164H78V162H79V164L81 163L80 162V159L81 158H77L76 159V156H75V158L73 157V160L71 161V156L72 155H76V153H74L73 151L74 150H80V149H78V147L80 146V145H78L77 146V148L76 149H74L73 151H71L70 149H68V150H70L71 152V154L70 153H68L67 151H66V154L67 155H65L64 153H63V149L64 148H61V146H62V144H63V142L64 141H66V138L69 136V138L67 139L68 140V142L67 143H69V141H75V143L77 142V140H78V138H79V134L78 133H80V134H82L85 130H88V128H84L83 129V127L81 128V125H78V127L80 128V129H83L84 131H82V130H80L79 128H77L75 125H73V126H71L70 127V125L71 124H73V122H71V124H70V117H69V111H66L67 109H65V108H61V111H62V109H63V111L61 112L60 110V112H59V114H61V116H59V114H57L58 116H59V120H60V122L62 123V124H64L65 126H64V128L63 129H65L66 127H68V128H66L64 131H62L63 133L65 132V131H67V129L69 130V132L67 131L66 133H68L67 135L64 133V135L66 136V138H65V136H64V138H65V140H64V138L62 139V135H61V133L58 131V133H57V131H55V132H51V130L50 129H48L49 128V126L50 125H48L47 127L48 128H45L43 125H40L39 124V122L37 123L35 120V122L38 124V125H35L36 126V128H34V126H30V125H26L25 124V122L27 123V121L25 120L26 118H28V117H26V116H32L33 115V117H34V114H32L33 112H31L30 111V107L32 106L31 104H33L34 105V102H32V103H30V107H28V104H29V102L25 99V95H23V93L24 94H26L25 92H21L22 90L21 89H23L24 91H26V88H27V90H28V87H23L22 86V82H21V75H20V73H19V71H17L16 69L18 68V65H17V67L14 65V64H11V65H9ZM87 67V66H86ZM85 67V68H86ZM89 67H87V68H89ZM92 67V66H91ZM151 67H152V65H151ZM31 68V70L30 71H32V68H35V67H30ZM64 68H65V66H64ZM67 68H71L70 66H68ZM117 68V69H118ZM125 68V69H126ZM131 68V67H130ZM36 69V68H35ZM100 70L102 69V68H99ZM142 69V68H141ZM140 69V70H141ZM150 69V68H149ZM264 69V68H263ZM263 69H262V71H263ZM34 70V69H33ZM65 70H67V73H66V71ZM98 70V69H97ZM122 70V71H121ZM130 70H132V68L130 69ZM137 70V69H136ZM135 70V71H136ZM24 71V70H23ZM35 71V70H34ZM72 71L73 70H69V69H64V73H66V76H64V78H65V80H67V76L69 75V77L71 76H73V73H72ZM93 71V70H92ZM99 71V70H98ZM97 71V72H98ZM125 71V70H124ZM143 71V70H142ZM149 71V70H148ZM21 72H22V69H21ZM24 72H26V73H28L29 71H24ZM75 72V71H74ZM93 72H96V69H95V71H93ZM144 72V71H143ZM250 72V71H249ZM23 73V72H22ZM26 73H24V75L26 74ZM78 73H80V74H82L81 72H78ZM77 73V74H78ZM125 73V72H124ZM126 73H127V71H126ZM134 73H136V72H134ZM134 73H132V74H134ZM138 73V72H137ZM149 73V72H148ZM260 73H261V71L260 72H258V77H259V75H260ZM263 73H264V71H263ZM79 74V75H80ZM150 74V73H149ZM26 75H29V73L28 74H26ZM75 75V74H74ZM127 75V74H126ZM136 75V74H135ZM255 75H257V74H255V73H253V76H255ZM80 76H82V75H80ZM150 76V75H149ZM71 77H70V79H71ZM77 77H79V76H77ZM252 77V76H251ZM256 77V76H255ZM258 77H257V79H258ZM264 77V75L261 77V79H260V81H262V78ZM29 78H31V77H29ZM74 78V77H73ZM80 79H83V78H80ZM85 80H86V78H84ZM253 79H255V78H253ZM34 80V79H33ZM85 80H83V81H85ZM89 80V79H88ZM88 80H86V82H83V84H85V83H87V81ZM35 81V80H34ZM74 81H76L75 79H74ZM78 81V80H77ZM81 82H82V80H80ZM90 81V82H89ZM88 82L91 84L92 82V80H89ZM256 81H258V80H256ZM259 81V82H260ZM253 82V81H252ZM252 82H250V83H252ZM74 83H76V82H74ZM77 83H80L79 81L77 82ZM95 83V82H94ZM261 83H262V85H261ZM264 81L263 82H260V83H257L258 85H259V87H260V85L264 88ZM21 84V85H20ZM24 84V83H23ZM93 84V83H92ZM255 84V83H254ZM24 85H26L27 86V83H25ZM88 85V84H87ZM108 85H110V84H108ZM257 85V86H258ZM20 86H22V88L20 87ZM29 86V85H28ZM113 86V85H112ZM84 87H85V85H84ZM108 87L109 86H107V89H106V87H105V90H108ZM21 88V89H20ZM86 88V87H85ZM84 88V89H85ZM101 88V87H100ZM258 88V87H257ZM87 89V88H86ZM104 89V88H103ZM21 90V91H20ZM87 90H89V89H87ZM97 90V89H96ZM101 90V89H100ZM100 90H98V92H100ZM112 90V89H111ZM116 90V89H115ZM115 90L112 92L113 93V95H114V93H115ZM259 90V89H258ZM264 90V89H263ZM104 90H102V92H103ZM117 91V90H116ZM87 92V91H86ZM92 92H94V91H92ZM108 92H109V90H108ZM107 92V93H108ZM263 92V91H262ZM261 92V93H262ZM49 93V92H48ZM95 93V92H94ZM93 93V94H94ZM97 93V92H96ZM106 92H104V93H102V94H105ZM52 94V93H51ZM85 94V93H84ZM87 95H89L88 93H86ZM85 94V95H86ZM99 94V93H98ZM98 94L96 95V96H98ZM101 94V93H100ZM208 94V93H207ZM46 95V94H45ZM45 95H44V97H45ZM49 95V94H48ZM53 95V94H52ZM86 95V96H87ZM90 95H92V93L90 94ZM90 95L89 96H87L86 98L87 99H89L90 98ZM112 95V94H111ZM263 95V94H262ZM24 96V97H23ZM26 96H29L28 94L26 95ZM95 96V100H96V97ZM110 96V95H109ZM41 97H42V95H41ZM85 97V96H84ZM93 97V96H92ZM101 97V96H100ZM106 97V96H105ZM264 97V96H263ZM27 98V97H26ZM47 98V97H46ZM52 98V97H51ZM53 98H54V95H53ZM56 98V97H55ZM54 98V99H55ZM60 98V97H59ZM63 98H65V97H62L61 99L63 100ZM24 99H25V101H24ZM44 99V98H43ZM99 99V98H98ZM97 99V100H98ZM42 100V99H41ZM56 100V99H55ZM62 100L61 101H59V102H61V103H64V102H62ZM93 100V99H92ZM94 100V101H95ZM30 101V100H29ZM36 101V100H35ZM38 101H40V100H38ZM51 101H52V99H51ZM64 101V100H63ZM68 101V100H67ZM66 101V102H67ZM37 102V101H36ZM65 102V103H66ZM88 102V101H87ZM90 102H92V101H89L88 103L90 104ZM27 103V104H26ZM39 103V102H38ZM38 103H37V105H38ZM49 103V102H48ZM52 103V102H51ZM93 103V102H92ZM96 103V102H95ZM36 104V103H35ZM53 104V103H52ZM88 104V105H89ZM42 105V104H41ZM41 105L39 104V106L40 107H38V109L39 108H41ZM44 105V104H43ZM48 106V104L46 103L44 106ZM60 105H64V104H60ZM67 105V104H66ZM66 105H64L63 107H65ZM69 105V104H68ZM70 105H72V104H70ZM115 105V104H114ZM173 105H175V107L178 105H176V104H173ZM52 105H50L49 107H51ZM54 106V105H53ZM169 106V105H168ZM34 107V106H33ZM35 107H36V105H35ZM34 107V108H35ZM69 106H67L66 108H68ZM94 107L96 108V106H94V103H93V105H92V109H94ZM100 107V106H99ZM172 107H174V106H172ZM180 107V106H179ZM178 106L176 107V109L177 108H179ZM44 108H46V107H44ZM70 108V107H69ZM168 108V107H167ZM33 109V108H32ZM31 109V110H32ZM43 109V108H42ZM48 109H50L51 110V108H48ZM115 109H116V111H115ZM170 109H171V107H170ZM169 109V110H170ZM34 110V109H33ZM46 110V109H45ZM65 110V111H64ZM111 110V109H110ZM125 110V109H124ZM123 110V111H124ZM168 110V109H167ZM35 111V110H34ZM37 112L36 113H38V111L39 110H36ZM51 111H53V110H51ZM115 113H113L114 115L116 114V112L118 111L117 110V108H114V110H113ZM126 111V110H125ZM172 111H174L173 109H172ZM172 111H170V112H168L167 111V114L168 113H171ZM177 111H178V109H177ZM40 112H41V109H40ZM42 112H43V110H42ZM39 113V115L40 114H42L43 116H44V114L43 113ZM49 112V111H48ZM57 112V111H56ZM71 112V111H70ZM112 112V111H111ZM1 113V114H2ZM35 113V114H36ZM47 113V112H46ZM45 113V114H46ZM73 113V112H72ZM118 113V112H117ZM119 113H120V111H119ZM124 113V112H123ZM159 113V112H158ZM176 113V112H175ZM32 114V115H31ZM51 114V113H50ZM50 114H49V116H50ZM54 114V113H53ZM52 114V115H53ZM71 114V113H70ZM111 114V113H110ZM155 114V113H154ZM166 114V113H165ZM166 114V115H167ZM173 114V113H172ZM171 114V116H173L174 117V114L172 115ZM48 115V114H47ZM47 115H45L46 117H47ZM112 115V114H111ZM120 115V114H119ZM2 116V115H1ZM36 116V115H35ZM55 116V115H54ZM54 116H52V117H54ZM72 116V118H73V115H71ZM113 116V115H112ZM123 116V115H122ZM155 116V115H154ZM165 116V115H164ZM26 117V118H25ZM42 117V116H41ZM101 117V116H100ZM118 117V116H117ZM121 117V116H120ZM123 117H125V115L123 116ZM162 117V116H161ZM168 117V116H167ZM170 117V116H169ZM5 118V119H4ZM25 118V119H24ZM49 118V117H48ZM104 118V117H103ZM116 118V117H115ZM119 118V117H118ZM136 118V117H135ZM135 118H133V119H135ZM139 118V120H140V117H138ZM142 118V117H141ZM24 119V120H23ZM30 119V118H29ZM33 119H35V118H33ZM45 119V118H44ZM43 119V120H44ZM100 119V118H99ZM105 120H106V118H104ZM154 119H155V117H154ZM30 120H32V118L30 119ZM30 120H29V122H30ZM58 120V119H57ZM62 120V121H61ZM115 120V119H114ZM143 120H146V119H142V121ZM83 121V120H82ZM119 121V120H118ZM135 121V120H134ZM148 121H151V120H148ZM152 121H153V119H152ZM28 122V123H29ZM35 122H31V123H34L35 124ZM43 122V121H42ZM69 122V123H68ZM80 122V121H79ZM79 122H77V124H80ZM86 122V121H85ZM102 122H104V121H102ZM124 122H125V120L121 123V122H119V123H121V124H116V126L117 127H119L120 128V126L122 125V127H123V125L125 126V125H127L126 123L124 124ZM136 122V121H135ZM134 122V123H135ZM140 122H141V120H140ZM31 123H29V124H31ZM55 123V122H54ZM56 123H57V121H56ZM59 123V122H58ZM60 123V124H61ZM99 124H100V122H98ZM131 123H133V122H131V120H130V123H129V126H128V129L130 130V133L132 134V133H134L133 134V136H135L136 134V138L138 137L139 138V135H140V131H139V134H138V131H137V133H136V129L139 127V125L138 126H135V124H134V126L131 124ZM145 123H146V121H145ZM148 123V122H147ZM11 124V123H10ZM33 124V125H34ZM44 124V123H43ZM62 124H61V126H62ZM68 124H70V125H68ZM75 124V123H74ZM104 124V123H103ZM115 124H113V126H111V127H113L114 129L116 128V126H114ZM136 124H139L138 122L136 123ZM141 124H143V123H141ZM141 124H140V126H141ZM149 124H150V122H149ZM152 124V123H151ZM3 125H6V124H3ZM45 125V124H44ZM47 125V124H46ZM54 125H56V124H54ZM54 125H52V126H54ZM110 125H111V123H110ZM120 125V126H119ZM39 126V127H38ZM41 126H43V128L41 129ZM57 126V125H56ZM84 126V125H83ZM89 126V125H88ZM106 126V124H104V127ZM146 126V125H145ZM162 126V125H161ZM160 126V127H161ZM16 127H18V128H16ZM37 127L39 128V130H40V132L38 131L37 132ZM51 127V126H50ZM59 127V126H58ZM63 127V126H62ZM91 127H93L92 125L90 126V128ZM97 127V126H96ZM103 127V126H102ZM103 127V128H104ZM131 127H133V128H131ZM137 127V128H136ZM142 127H143V125H142ZM164 127V126H163ZM34 128V129H33ZM44 128H45V130H44ZM94 128V127H93ZM93 128H91V129H93ZM110 127H108V129H109ZM113 128H111V129H113ZM119 128H116V130L115 131H117ZM124 128H126V127H124ZM135 128V129H134ZM33 129V130H32ZM37 129V130H36ZM48 129V130H47ZM57 129V128H56ZM95 129V128H94ZM93 129V130H94ZM97 129V128H96ZM107 129V130H108ZM160 129H162V128H160ZM13 131V132H11V131ZM36 130V131H35ZM78 130H80V132H78ZM137 130H139V129H137ZM159 130V129H158ZM164 130V129H163ZM7 131V132H6ZM8 131H10V132H8ZM45 131H46V133H45ZM81 131H82V133H81ZM92 131V130H91ZM114 131V132H115ZM119 131V130H118ZM132 131V132H131ZM143 130H141V132H142ZM50 132V134H51V136H49V134L48 133ZM90 132V130H88V133ZM102 132H104V135H102L101 136V139L100 140H102V139H104V140H107V138H106V136L108 137V136H110V134L109 133H111V135H112V137H113V130H112V132H108V133H105L106 132V128H105V131H103L102 130ZM102 132H101V134H102ZM129 132V131H128ZM85 134L87 133V132H84ZM83 133V134H84ZM87 133V134H88ZM91 133V132H90ZM98 133V132H97ZM117 133V132H116ZM144 133V132H143ZM159 133H161V135H162V133L163 132H158V134ZM56 134H59V135H61V136H59L60 138V141H62V140H64L63 142H62V144H61V142L60 141H58V140H56L55 138H54V140H52L51 141V139L49 140V138H47V135L50 137V138H52V135H54L53 137H55V135ZM84 134V135H85ZM92 134V133H91ZM109 134V135H108ZM118 134V133H117ZM126 134V133H125ZM142 134V133H141ZM145 134H147V133H145ZM98 135V134H97ZM106 135V136H105ZM151 135V134H150ZM160 134H159V136H161ZM57 136V135H56ZM58 136L56 137V138H58ZM83 136V135H82ZM82 136H80V137H82ZM96 136V135H95ZM115 136H116V134H115ZM142 136V135H141ZM140 136V137H141ZM149 136V135H148ZM154 136V135H153ZM164 136V135H163ZM104 137V138H103ZM125 137H126V135H125ZM144 137V136H143ZM75 138L77 139V140H75ZM95 138V137H94ZM93 137H92V140L94 139ZM109 138H111V137H109ZM108 138V139H109ZM115 138V137H114ZM114 138L112 139V141L114 140ZM127 138V137H126ZM132 138H134V137H132ZM142 138V137H141ZM147 138V137H146ZM154 138V137H153ZM152 138V139H153ZM53 139V138H52ZM116 139V138H115ZM130 139H131V137H130ZM144 139V138H143ZM143 139L141 140V141H143ZM151 139V140H152ZM99 140V141H100ZM104 140H102V143H103V141ZM110 140V139H109ZM133 140H135V139H132L131 141L133 142ZM150 140V141H151ZM56 141H58L60 144H61V146L59 145V144H57L56 143ZM148 141V140H147ZM106 142V141H105ZM107 142H108V140H107ZM135 142H136V144H137V141L135 140ZM135 142H133V143H135ZM161 142V141H160ZM71 144H72V142H70ZM89 143V142H88ZM100 143V142H99ZM112 142H110V144H111ZM114 143V142H113ZM139 143V142H138ZM143 143V142H142ZM146 143V142H145ZM154 143V142H153ZM156 143V142H155ZM80 144V143H79ZM104 145H105V143H103ZM107 144V143H106ZM136 144H135V146H136ZM140 144H141V142H140ZM147 144V143H146ZM73 145V144H72ZM101 145V144H100ZM143 145H145V144H143ZM151 145V144H150ZM66 146V145H65ZM68 146L70 147V145L68 144ZM99 146V145H98ZM106 146V145H105ZM111 145H109V147H110ZM145 146H147V145H145ZM153 146H155V145H153ZM160 146H161V144H160ZM72 147V146H71ZM70 147V148H71ZM103 147V146H102ZM201 147V146H200ZM199 147V148H200ZM80 148V147H79ZM103 148H105V147H103ZM149 148H151V147H149ZM158 148H159V146H158ZM93 149V148H92ZM95 149V148H94ZM157 149V148H156ZM200 149H202V147L200 148ZM135 150H137V148L135 149ZM151 150V149H150ZM152 150H154V148H152ZM159 150V149H158ZM78 151H76L77 153H78V155H80L81 153H80V151L78 152ZM93 151V150H92ZM138 151V150H137ZM202 151V150H201ZM130 152H134L135 153V151L133 150H131ZM156 152V151H155ZM158 152V151H157ZM161 152H163V150L161 151ZM137 153V152H136ZM168 153L169 152H167L166 154L168 155ZM197 153V152H196ZM69 154V155H68ZM152 154H153V151H152ZM160 154V153H159ZM162 154H164L165 155V153L163 152ZM131 155H133V153H131ZM135 155L136 154H134V156L133 157H135ZM138 155H140V154H138ZM145 154H143V155H141V157L142 156H144ZM147 155V154H146ZM158 155V154H157ZM156 155V156H157ZM161 155V154H160ZM176 155V154H175ZM175 155H173V156H169V157H167V156H165V158H163V159H161L159 162H158V164L159 165H163L162 167H164L165 166V169L166 168H168V166H174V165H172L171 164V162H172V160L174 159V157H175ZM163 156V155H162ZM177 156V155H176ZM200 155H198V157H199ZM69 157V158H68ZM152 157H154V156H152ZM152 157H149L148 156V158H152ZM164 157V156H163ZM167 157V158H166ZM136 158H139V157H136ZM145 158H146V156H145ZM158 158H161V157H158ZM177 158V157H176ZM195 158H196V154H195ZM75 159H76V161H75ZM199 159V158H198ZM130 160V159H129ZM145 160V159H144ZM142 161L143 160H140V158L139 159H133L132 161H130V163H132V164H130V167L132 166V168H133V165L135 166V165H142V168H144L143 167V165H145V167H146V164H148V162L146 163H144V161H143V163L144 164H142ZM145 161H149V163H150V160H145ZM155 161H156V159H155ZM199 161V160H198ZM40 162H41V166H42V163L44 164V166H43V168H38V167H33V164H40ZM76 162V163H75ZM73 163H75L74 164V166H73ZM197 163V162H196ZM202 163V162H201ZM152 165H153V162H152ZM157 165V164H156ZM34 166H38V165H34ZM140 166H138L139 168V170H140ZM148 166H150V165H148ZM167 166V167H166ZM85 167V166H84ZM136 167V166H135ZM153 167V166H152ZM151 167V168H152ZM158 167V166H157ZM79 168H81V167H78V169ZM142 168H141V170L140 171H142ZM154 168V167H153ZM156 168V167H155ZM76 170H77V167L75 168ZM83 169V168H82ZM81 169V171L83 172V170ZM86 169V168H85ZM104 169V168H103ZM110 169V168H109ZM137 169V168H136ZM137 169V170H138ZM165 169L163 168V171H165ZM75 170V171H76ZM134 170H135V168H134ZM146 170V169H145ZM148 170H149V168H148ZM151 170V169H150ZM153 170V169H152ZM151 170V171H152ZM102 171V170H101ZM106 171H109V170H106ZM111 171V175H112V177H114L115 178V175H116V172H115V170L112 168V170H110ZM109 171V172H110ZM139 171V172H140ZM156 171V170H155ZM207 171H209V170H207ZM207 171H205L206 172V174H207ZM79 172V171H78ZM96 172V171H95ZM137 173H138V171H136ZM149 172V171H148ZM157 172H159V171H157ZM167 172V171H166ZM165 172V173H166ZM171 172H172V170H171ZM26 173L28 174V176L26 175ZM49 173H51V176L49 175ZM150 173V172H149ZM168 173H169V171H168ZM168 173H166V175H164L163 177H160V176H162V175H160L159 173V175L160 176H155L154 174H155V172L153 173V175H152V177H150V176H148V180H149V183L148 184H142L141 183V185H143V186H141L140 185V191L142 190L143 192H144V194H145V196L147 195V196H150L151 194L153 195H156L158 198L160 197L161 198V194H164L165 193V191H168V189H170V187H169V185H168V183L169 182H171V180L169 181V174ZM99 174H101V173H99ZM104 174V173H103ZM136 174V173H135ZM134 174V175H135ZM205 174V175H206ZM95 175V174H94ZM102 175V174H101ZM139 175V176H138ZM137 176H136V178L135 179H146L145 177L147 176L146 175V173L144 174V172L142 173V172H140V174H138ZM143 175V176H142ZM150 175V174H149ZM174 175V174H173ZM78 176V175H77ZM99 176V175H98ZM105 176V175H104ZM104 176H102V177H104ZM109 176V175H108ZM14 178V180L12 181V179H8V180H11L13 183H17L18 184V182H22V183H19L18 185H15L14 187L12 186V183H11V185H9L7 182L5 183V181H7V178ZM83 177V176H82ZM204 176H202V178H203ZM4 178H6V180H2V179H4ZM77 178V177H76ZM106 178V177H105ZM110 178V177H109ZM201 178V179H202ZM15 179H17V180H15ZM139 179V180H140ZM144 179H143V181H144ZM171 179V178H170ZM205 179V178H204ZM203 179V180H204ZM74 180V179H73ZM104 179H102V181H103ZM107 180V179H106ZM110 180H112V178L110 179ZM134 180V179H133ZM137 181V183L138 182H140V181ZM174 180V179H173ZM18 181V182H17ZM76 181V180H75ZM93 181H94V179H93ZM113 181H115V179L113 180ZM142 181V182H143ZM147 181V180H146ZM104 182V181H103ZM148 182V181H147ZM146 182V183H147ZM184 182H185V180H184ZM78 183V182H77ZM94 183V182H93ZM100 183H102V182H100ZM111 183V182H110ZM115 183V182H114ZM134 183V182H133ZM136 183V184H137ZM5 184V185H4ZM6 184H8L7 186H6ZM20 184H23L22 186L20 185ZM75 184V183H74ZM120 184V183H119ZM140 184V183H139ZM200 184V183H199ZM73 185V184H72ZM76 186H77V184H75ZM80 185V184H79ZM81 185H82V183H81ZM85 184H83V186H84ZM104 185H106L105 183H104ZM108 185H109V182H108ZM114 185V184H113ZM11 186V187H10ZM89 186V185H88ZM116 185H114V186H112V187H115ZM120 186V185H119ZM137 186H138V184H137ZM136 186V187H137ZM109 188H111V185L110 186H108ZM121 187V186H120ZM117 188V189H115V190H110L109 188H107V189H105L104 191V194H106V196H111V199H114V195H116V197L119 195V190H123V189H121V188ZM90 188V187H89ZM185 188V187H184ZM67 189V188H66ZM92 189V191H95V190H93V188H91ZM90 189V190H91ZM81 191L82 190H80V189H78V186H77V188L75 187V188H71L70 190L68 189V191H65V193L66 192H68V194L67 195H70L71 197L69 198V199H72L73 200V198H75V197H77L80 193H81ZM85 191H87V189L85 190ZM84 191V192H85ZM136 191V190H135ZM137 191H138V189H137ZM141 191V192H142ZM88 192V191H87ZM71 193H72V195H71ZM150 194V195H149ZM65 195V194H64ZM101 195V194H100ZM152 195H151V197H152ZM153 195V196H154ZM178 195H180V193L178 194ZM264 196V195H263ZM263 196H261V197H263ZM20 197V198H19ZM67 197V196H66ZM144 197V196H143ZM8 198V200H6ZM64 198V197H63ZM78 198V197H77ZM77 198H75L76 199V201H77ZM118 198L120 199V197H117L116 198V200H118ZM152 198H154V197H152ZM157 198V199H158ZM176 198H178L177 197V195H176ZM17 199V200H18ZM79 199V198H78ZM101 199V198H100ZM155 199H156V197H155ZM155 199L153 200L154 202H156L155 201ZM179 199V198H178ZM260 200H259V203H258V207H259V212L261 213V211H262V214H264V197L263 198H259ZM10 200V201H11ZM17 200H15V203H17L18 204V202H16ZM66 200V199H65ZM71 200V201H72ZM97 200H99L98 198H97ZM103 200H105V197H103ZM107 200H108V198H107ZM106 200V201H107ZM121 200V199H120ZM142 200V199H141ZM9 201V202H10ZM70 201V202H71ZM74 201V200H73ZM90 201V200H89ZM89 201H87V202H89ZM95 201V200H94ZM106 201L104 202V203H106ZM109 201V200H108ZM114 201H115V199H114ZM114 201H112L113 202V206H114V204L117 202H115L114 203ZM119 201V200H118ZM86 202V203H87ZM98 202V201H97ZM101 202H103V201H101ZM100 202V203H101ZM110 202V201H109ZM111 202V203H112ZM151 202V201H150ZM158 202V201H157ZM156 202V203H157ZM13 201H12V204H15ZM68 203V202H67ZM72 203V202H71ZM140 203V202H139ZM152 203V202H151ZM9 204V203H8ZM29 204H32V205H37V209H35V210H31V209H29ZM69 204V203H68ZM73 204V203H72ZM73 204V205H74ZM107 204L108 203H106V206H107ZM143 204V203H142ZM86 206L87 205H89L88 203L87 204H85ZM119 205V204H118ZM15 206V205H14ZM69 206V205H68ZM112 206V205H111ZM150 206V205H149ZM149 206H147V207H149ZM238 205H236L235 207H237ZM70 207V206H69ZM116 207V206H115ZM137 207V206H136ZM151 207V206H150ZM25 208V209H26ZM31 208H33L32 206H31ZM64 208V207H63ZM145 207H143V209H144ZM260 208H261V211H260ZM15 210V211H17L16 213H15V211H14V213H12V211L13 210ZM66 209V208H65ZM64 209V210H65ZM71 209V208H70ZM85 209V208H84ZM148 209V208H147ZM236 209H238V208H236ZM1 210H2V212H1ZM38 212H37V211ZM75 210V211H74ZM136 210V209H135ZM139 210V209H138ZM63 211V210H62ZM62 211H61V213H62ZM68 210H66V212H67ZM80 211V212H79ZM126 211V210H125ZM142 211V210H141ZM77 212V213H76ZM143 212V211H142ZM147 212V211H146ZM169 212V211H168ZM134 213H135V211H134ZM149 213V212H148ZM68 214V213H67ZM85 214V213H84ZM147 214V213H146ZM130 215H132V214H130ZM150 215V214H149ZM83 216H85V215H83ZM147 216V215H146ZM166 216V215H165ZM170 216V215H169ZM134 217V216H133ZM132 217V218H133ZM164 217V216H163ZM138 218V217H137ZM165 218H167V217H165ZM173 218V217H172ZM85 219V218H84ZM112 219L114 220V218L112 217ZM121 219V218H120ZM125 219V218H124ZM141 219V218H140ZM147 219H149V218H147ZM150 219H152V218H150ZM170 219V218H169ZM168 219V220H169ZM193 219V218H192ZM70 220V221H69ZM133 220V219H132ZM171 220V219H170ZM197 220V219H196ZM195 219L194 220H191V222H193L192 224H199V222H194V221H196ZM62 221H64V220H62ZM122 221V220H121ZM134 221H136V220H134ZM144 221H146V218H145V220ZM151 221H153V219L151 220ZM155 221V220H154ZM172 221V220H171ZM83 222V220H81L80 221V223H82ZM85 222V221H84ZM143 222V221H142ZM141 222V224H144V226H142V225H139L140 227L142 226L143 228H149V223H152V222H146L147 224H145V223H142ZM160 222V221H159ZM170 222V221H169ZM64 223V222H63ZM62 223V224H63ZM97 223H98V221H97ZM129 223V222H128ZM165 223H167V221L165 222ZM172 223V222H171ZM174 223V222H173ZM85 224H86V222H85ZM91 224V223H90ZM119 224V223H118ZM159 224V223H158ZM162 224H163V222H162ZM191 224V223H190ZM196 224H195V226H196ZM24 225V226H23ZM26 225H27V227H30V228H28V229H26V231H24L25 229L24 228H27L26 227ZM82 225H84V223L82 224ZM88 225V224H87ZM94 226H95V224H93ZM98 225V224H97ZM103 225V224H102ZM120 225V224H119ZM127 225V224H126ZM145 225H147L146 227H145ZM151 225H153V224H151ZM174 225V224H173ZM172 225V227H174ZM256 225H259V224H256ZM261 225V224H260ZM18 226L20 227V226H23V227H20L21 229H19V230H23V231H21L22 233H24L22 236L21 235H19L18 233L20 232L17 228H18ZM92 226V225H91ZM99 226V225H98ZM98 226H96L97 228H98ZM134 226V225H133ZM154 226V225H153ZM178 226H180V225H178ZM263 226V227H262ZM120 227V226H119ZM132 227V226H131ZM135 227V226H134ZM139 227V228H140ZM152 227V226H151ZM163 227V226H162ZM164 227H165V225H164ZM163 227V228H164ZM167 227V226H166ZM171 227V226H170ZM171 227V228H172ZM176 227V226H175ZM196 227H198V226H196ZM201 227V226H200ZM257 227H259V228H257ZM257 227H255V228H253V230H257V231H252V232H254L253 233V235L254 234H257V236H258V234H259V236L258 237H262V236H264V235H262V233L264 232L263 231V229L262 228H264V223L261 225V227L260 226H257ZM82 228L84 229V231L82 232ZM116 228V227H115ZM136 228V227H135ZM138 228V229H139ZM182 228V227H181ZM260 228L262 229V230H260ZM93 229H95L94 227H93ZM99 229H101V227L99 228ZM109 229V228H108ZM122 229H123V227H122ZM140 229H142V228H140ZM146 229L143 231V230H136L137 232H140L141 233V235H140V237L138 238V237H136L137 239H139V244H138V242H137V240H136V244L137 245H139L140 247H142L143 245V243L145 242L146 244H148L149 242V240H150V237L152 236H154L153 234L156 232V230L154 231V233H152L151 235H149V230H147V232H146ZM158 229H160V227H158ZM165 229V228H164ZM175 229H177V228H175ZM179 229V228H178ZM177 229V230H178ZM200 230L199 231H202V228H199ZM86 230H87V232H86ZM96 230V229H95ZM117 230H119V229H117ZM151 230V229H150ZM180 230V229H179ZM123 231V230H122ZM125 231H126V229H125ZM135 231V232H136ZM143 233H142V232ZM169 231V230H168ZM171 231H172V229H171ZM261 231V232H260ZM20 232V233H21ZM53 232V233H54ZM109 231H107V233H108ZM116 232H118V231H116ZM131 232V231H130ZM146 232V233H145ZM204 232V231H203ZM261 234H260V233ZM52 233V232H51ZM52 233V234H53ZM82 233H84L83 235H82ZM90 233H92V232H90ZM94 233H95V231H94ZM125 233H127V232H125ZM139 233V234H140ZM148 233V234H147ZM158 233V232H157ZM161 233H164V231L162 232V230L160 229V231H159V233H158V236H157V238H160V236H161ZM201 233V232H200ZM50 234V235H49ZM117 234V233H116ZM137 233H135V234H133V237H135V235H136ZM165 234H166V232H165ZM170 234V233H169ZM203 234V233H202ZM202 234L201 235H199V239H200V236L202 237ZM252 234V233H251ZM61 235V234H60ZM86 235H85V238H87L86 237ZM90 235V234H89ZM97 235V234H96ZM96 235H94V236H96ZM101 235V234H100ZM120 235V234H119ZM138 235V234H137ZM253 235H250V238H252V239H255V237L257 238V240L255 239V241H259L258 240V237L255 235V237L253 236ZM88 236V235H87ZM99 236V235H98ZM98 236L96 237V238H98ZM126 236V235H125ZM132 236V235H131ZM167 236H169V235H167ZM251 236H253V237H251ZM22 237V239H24ZM90 237V236H89ZM102 237V236H101ZM132 237V238H133ZM151 237V238H152ZM162 237V236H161ZM178 239H177V238ZM189 237V239H188V241H187V236H185V233L183 234L182 232H180V231H176V230H174V233L172 232L171 233V236H170V238H175L177 241L179 240V243L181 244V246L185 249V251H187L188 249L190 250L191 248H193V247H195V246H197V245H199V243H195L194 244V242H190V236H188ZM96 238H94V239H96ZM124 238V237H123ZM135 238V239H136ZM195 238V237H194ZM17 239H19L18 237H17ZM22 239H19L18 240V242H22V243H24L25 244V246L24 245H21V247L23 246L24 248H26V249H28L29 248V250L28 251H31V247H28L27 248V244H29V243H27V241H23ZM119 239V238H118ZM126 239V238H125ZM147 239V240H146ZM149 239V240H148ZM154 239V238H153ZM161 239L163 240L164 238L162 237V238H160V241H161ZM168 239V238H167ZM191 239H192V237H191ZM260 239V238H259ZM22 240V241H21ZM196 240V239H195ZM202 240V239H201ZM261 240V239H260ZM17 241V240H16ZM16 241H15V243H16ZM71 241V242H70ZM101 241V240H100ZM100 241H97V242H99V244H101V243H103L102 241H101V243H100ZM108 241V240H107ZM107 241H105V242H107ZM128 241H129V239H128ZM168 241V240H167ZM166 241V242H167ZM177 241H175V242H177ZM254 241V240H253ZM254 241V242H255ZM140 242H143V243H141L140 244ZM162 242V241H161ZM14 243V244H15ZM21 243V244H22ZM27 243V244H26ZM111 243H113V241H111ZM125 243V242H124ZM132 243V242H131ZM258 243H261V242H258ZM258 243H255V245H256V248H253L254 249V251H255V253H256V260L255 259H253L254 257H252V259H251V256L250 255H252V256H255L254 254H252V252H251V254L249 255V258L251 259V260H253L252 262L254 263V264H264V254L262 255V257H261V252L264 250V248H259V246H260V244H258ZM67 244V243H66ZM135 244V243H134ZM158 244H160V243H158ZM166 244V243H165ZM176 244V243H175ZM202 244V243H201ZM1 245V244H0ZM18 245V244H17ZM68 245V244H67ZM98 244H96V246H97ZM103 245V244H102ZM104 245H105V243H104ZM107 245H110V244H107ZM145 245V244H144ZM254 245V246H255ZM3 246V249H5L4 247H6L4 244L2 245ZM14 246V245H13ZM33 246V245H32ZM66 246V245H65ZM131 246H133V245H131ZM166 246H167V244H166ZM202 246V245H201ZM258 246V247H257ZM1 247V246H0ZM12 247V246H11ZM99 247H100V245H99ZM103 246H101V248H102ZM111 247V246H110ZM135 247V246H134ZM133 247V248H134ZM146 247H147V245H146ZM145 247V248H146ZM157 247H159V246H157ZM198 247V246H197ZM261 247V246H260ZM2 248V247H1ZM9 248V247H8ZM14 248V247H13ZM72 248V249H71ZM76 248V249H75ZM104 248V247H103ZM199 248V247H198ZM250 248V247H249ZM248 248V249H249ZM41 249V250H40ZM78 249H80V250H78ZM107 249V248H106ZM119 249H121V248H119ZM129 249V248H128ZM156 249V248H155ZM182 249V248H181ZM180 249V250H181ZM255 249H257L258 250V252H260V253H258L257 254V252H256V250ZM259 249H260V251H259ZM74 250H77L76 252H78V253H76V252H74ZM138 250H140V249H138ZM143 250V249H142ZM189 250H188V252L187 253H189ZM200 250V249H199ZM24 252H25V250H23ZM22 251V252H23ZM42 251V252H41ZM43 251H44V253H43ZM79 251H81V252H83V253H79ZM111 251V250H110ZM137 251V250H136ZM136 251H135V249H134V252H133V254H131L132 256L134 255V253H135V255L136 254H138L139 253V251H137V253H136ZM143 251H146V249L145 250H143ZM6 252H7V250H6ZM106 252V251H105ZM113 252V251H112ZM247 252V251H246ZM249 252V251H248ZM264 252V251H263ZM75 253L76 254H79V260H78V258H77V256L75 255ZM126 253H128V251H126L125 252V254ZM130 253H132L131 251H130ZM141 253V252H140ZM139 253V254H140ZM250 253V252H249ZM248 253V254H249ZM138 254V255H139ZM81 255V256H80ZM127 255V254H126ZM126 255H125V257H126ZM134 255V256H135ZM147 255V254H146ZM146 255H145V257H146ZM258 255H260V258H261V260L259 259V261L258 262H256L257 260H258V258H259V256ZM82 256V257H83ZM123 256V255H122ZM133 256V257H134ZM192 256H193V254H192ZM109 257H110V260H109ZM112 257H114V255H112ZM124 257V256H123ZM133 257H132V259L130 260L129 258H130V256H127V258H123L124 260V262L122 263V264H124L126 261H134V262H131V264H135V262H137V261H135V259L138 257V256H135V259H133ZM188 257L190 258V256L188 255ZM196 257V256H195ZM258 257V258H257ZM66 258H67V260H66ZM0 259H3V257H0ZM126 259V260H125ZM127 259H129V260H127ZM142 259V258H141ZM249 259V260H250ZM52 260H51V262H52ZM114 260V259H113ZM116 260V259H115ZM118 260V259H117ZM116 260V261H117ZM145 260V259H144ZM255 260V261H254ZM111 263H110V262ZM130 261L129 262H127V263H125V264H130ZM147 261V260H146ZM198 261V260H197ZM195 262H196V260H195ZM194 262V263H195ZM204 262V261H203ZM252 262L251 263H249V264H252ZM7 263H8V261H7ZM7 263H5V264H7ZM117 263V262H116ZM144 263H146L145 261H144ZM194 263H192V264H194ZM198 263V262H197ZM9 264V263H8ZM83 264V263H82ZM117 264H119V263H117ZM142 264V263H141ZM156 264V263H155Z\"/></svg>", "mask_w": 264, "mask_h": 264}]
</instances>
